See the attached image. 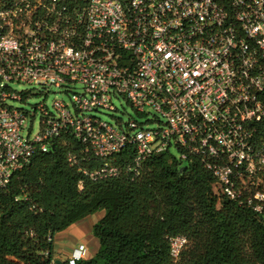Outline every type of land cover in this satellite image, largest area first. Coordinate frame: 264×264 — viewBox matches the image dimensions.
<instances>
[{
    "label": "built area",
    "instance_id": "1",
    "mask_svg": "<svg viewBox=\"0 0 264 264\" xmlns=\"http://www.w3.org/2000/svg\"><path fill=\"white\" fill-rule=\"evenodd\" d=\"M13 81L79 85L74 112L61 100L54 111L41 104L40 131L24 137L27 112L7 103L23 99ZM113 96L165 123L123 128L89 114L115 110ZM66 136L80 147L70 164L100 163L84 171L92 179L118 175L112 159L126 146L133 177L175 149L211 171L218 200L264 214V0H85L80 10L67 0H13L0 9V187ZM187 243L170 237V256ZM86 251L78 245L69 263Z\"/></svg>",
    "mask_w": 264,
    "mask_h": 264
},
{
    "label": "trees",
    "instance_id": "2",
    "mask_svg": "<svg viewBox=\"0 0 264 264\" xmlns=\"http://www.w3.org/2000/svg\"><path fill=\"white\" fill-rule=\"evenodd\" d=\"M12 2L0 0V9ZM63 140L36 152L0 187V264H70L54 262V235L101 209L105 215L92 227L100 247L74 264H264V214L218 200L213 174L199 161L180 171L184 161L162 153L133 177V147L126 146L112 159L118 175L92 179L84 171L100 163L70 164L68 153L80 147L72 137ZM177 235L188 243L173 259L169 238Z\"/></svg>",
    "mask_w": 264,
    "mask_h": 264
},
{
    "label": "rangeland",
    "instance_id": "3",
    "mask_svg": "<svg viewBox=\"0 0 264 264\" xmlns=\"http://www.w3.org/2000/svg\"><path fill=\"white\" fill-rule=\"evenodd\" d=\"M9 88L23 97L21 101L8 99L7 103L15 108L27 112V118L22 125L21 132L24 137L30 138L38 134L41 129L42 120V114L40 110L33 108H36L37 106L42 104L45 105L50 111H54L53 102L56 100H61L69 104L71 110L74 112V108L71 103V94L72 92L79 91V85L75 84H67L62 87H46L21 81L11 82L9 84ZM112 104L116 108L115 110L102 108L98 111L90 112L89 114L92 116H96L102 121L108 122L114 126L118 127V125H120L123 128H125L126 124L129 121H136L140 126L147 128H156L161 122L165 123V119L159 113L150 111L144 115L138 114L131 106V104L122 96H113ZM171 154L177 159L179 158V153L177 150L172 149ZM188 164L189 163L185 161L182 163V166L187 167ZM104 215V209L89 214L83 219L77 221V223L75 222L67 227L68 229L75 226L70 229L72 232L69 231L63 233L64 231H62L58 233V236L60 238L67 233H71L73 237L70 238L69 242H67L70 246L77 248L80 242H84L86 246L92 249L94 255L100 247V241L96 236L92 234V227ZM90 223L93 224L88 226V224ZM88 227H90L89 230ZM58 241L60 242L59 239H57L56 242Z\"/></svg>",
    "mask_w": 264,
    "mask_h": 264
},
{
    "label": "crops",
    "instance_id": "4",
    "mask_svg": "<svg viewBox=\"0 0 264 264\" xmlns=\"http://www.w3.org/2000/svg\"><path fill=\"white\" fill-rule=\"evenodd\" d=\"M100 217H101V214H100ZM91 224H93V223L88 224V226L91 225ZM73 227H75V226H73ZM73 227L68 228V229L67 228L64 229L63 233L71 231L70 229H72ZM89 229H90V227H88V230ZM60 232H62V231H60ZM60 232H58V233H60ZM58 233H56L54 235V239H53V248H54L53 259L54 260L58 259L60 261H65V260H68L70 258L73 249H75L76 247H72V246L69 245V243H67V242H69L70 238L73 237V235L71 233H67L63 237H60V238L58 236ZM57 239H59L60 242L59 241L56 242ZM80 244H84V242H80L79 245ZM86 248H87V251H86V255H85L84 258H90L91 256H93L92 249L89 248L88 246H86Z\"/></svg>",
    "mask_w": 264,
    "mask_h": 264
},
{
    "label": "water",
    "instance_id": "5",
    "mask_svg": "<svg viewBox=\"0 0 264 264\" xmlns=\"http://www.w3.org/2000/svg\"><path fill=\"white\" fill-rule=\"evenodd\" d=\"M183 169H184V167H182V168L180 169V171H182ZM54 262H55V263H60L61 261L58 260V259H56V260H54Z\"/></svg>",
    "mask_w": 264,
    "mask_h": 264
}]
</instances>
